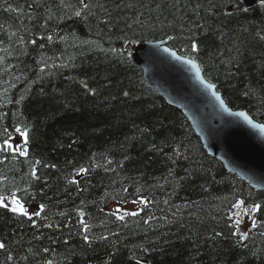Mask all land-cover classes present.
Masks as SVG:
<instances>
[{
    "label": "trees",
    "instance_id": "1",
    "mask_svg": "<svg viewBox=\"0 0 264 264\" xmlns=\"http://www.w3.org/2000/svg\"><path fill=\"white\" fill-rule=\"evenodd\" d=\"M254 1L0 0V145L28 132L26 155L0 150V196L44 206L31 220L0 207V264H264V192L208 156L132 61L137 43L167 40L264 124ZM144 199L136 216L107 211ZM241 200L261 205L246 236Z\"/></svg>",
    "mask_w": 264,
    "mask_h": 264
},
{
    "label": "water",
    "instance_id": "2",
    "mask_svg": "<svg viewBox=\"0 0 264 264\" xmlns=\"http://www.w3.org/2000/svg\"><path fill=\"white\" fill-rule=\"evenodd\" d=\"M243 4L250 9L255 1L243 0ZM132 60L146 86L186 117L205 152L247 187L264 192V130L254 127L264 124L230 109L199 65L170 49L167 40L138 43Z\"/></svg>",
    "mask_w": 264,
    "mask_h": 264
},
{
    "label": "snow or ice",
    "instance_id": "3",
    "mask_svg": "<svg viewBox=\"0 0 264 264\" xmlns=\"http://www.w3.org/2000/svg\"><path fill=\"white\" fill-rule=\"evenodd\" d=\"M261 3L262 4H264V0H261ZM50 39V38H49ZM191 47H192V49L195 51V50H198V46H197V44L196 43H193L192 45H191ZM165 51H168V49H165ZM173 56H176V54L175 53H171ZM176 59H180V57H178V56H176ZM189 63H192L191 61H189ZM193 67H196V65L193 63ZM199 71V70H198ZM214 87V86H213ZM125 95H128L127 93H125ZM221 103H223V101H221ZM238 115H240V116H243L246 120H248V117H247V115L245 114V113H239ZM249 123H251V121L249 120L248 121ZM254 127H260L261 128V130H264V126H260V125H254ZM16 130V132H18V133H20V135L21 136H23V138H24V144H25V146L28 144V132L25 130V131H21V129H19V128H16L15 129ZM4 148H7L8 150H11V151H15V149H14V147H13V144L12 143H10L7 139L4 141V143L2 144V145H0V150H3ZM19 154L21 155V156H24V155H26V153L23 151V150H21L20 152H19ZM84 171H86V169H81V172H84ZM32 175L33 176H35L36 175V173H35V171H33V173H32ZM5 197H3V196H0V207H3V208H9V204L8 203H6L5 202ZM133 203H135V204H147L148 203V201L146 200V199H144V200H134L133 201ZM11 208H10V210L13 212V213H17V214H19V215H23V216H26V217H28V219H32V215H29V211H28V209L24 206V204L15 196V195H13V197H12V200H11ZM242 205H244V201L243 200H241V201H239L237 204H235V205H233L234 207H237V208H239V207H241ZM43 208H44V206L43 205H40L39 206V210H37L35 213H33V215H35V216H40V214H41V211H43ZM253 211H256V212H260L261 211V205L260 204H255L254 205V208L252 209ZM121 209H119V208H117L113 213H112V215H117V218L118 219H120V220H123L124 219V215H118L119 213H121ZM126 215H128V216H136V215H138L139 214V212L138 211H130V212H126L125 213ZM80 215H81V217L83 216V213H80ZM81 224H83L84 225V232L85 233H87V231H88V226H87V224H85V222L83 221V219H81ZM236 223H237V225H239L240 223H241V221L239 220V219H237V221H236ZM257 220L256 219H252V227H256V225H257ZM49 226H51V225H49ZM217 235H220L219 233L217 234ZM84 240H85V242H88V243H90V241H89V237L87 236V235H84ZM104 239H106V237H103ZM5 247V245L3 244V243H0V249H3Z\"/></svg>",
    "mask_w": 264,
    "mask_h": 264
},
{
    "label": "rangeland",
    "instance_id": "4",
    "mask_svg": "<svg viewBox=\"0 0 264 264\" xmlns=\"http://www.w3.org/2000/svg\"><path fill=\"white\" fill-rule=\"evenodd\" d=\"M9 142L13 144L14 149L17 150L18 152H20L21 150L25 151L24 138L20 134L13 136ZM9 206L11 208L12 206L11 201L9 202ZM143 206L144 204H135L133 203V201H131V202L122 203V204H110L107 207V211L110 213H113L117 208H119L122 211L118 215H124L125 217V216H128L125 214L126 212L138 211L140 213L142 211ZM25 207L28 209L29 215H32L38 209L36 206H25ZM253 208L254 207H246L244 205L237 208V219L241 221L237 229L238 235L246 236L245 235L246 232L252 227V219H253L252 214L254 212L252 210Z\"/></svg>",
    "mask_w": 264,
    "mask_h": 264
},
{
    "label": "bare ground",
    "instance_id": "5",
    "mask_svg": "<svg viewBox=\"0 0 264 264\" xmlns=\"http://www.w3.org/2000/svg\"><path fill=\"white\" fill-rule=\"evenodd\" d=\"M205 151V150H204ZM209 156V155H208Z\"/></svg>",
    "mask_w": 264,
    "mask_h": 264
}]
</instances>
